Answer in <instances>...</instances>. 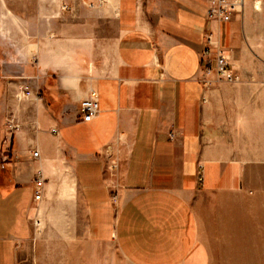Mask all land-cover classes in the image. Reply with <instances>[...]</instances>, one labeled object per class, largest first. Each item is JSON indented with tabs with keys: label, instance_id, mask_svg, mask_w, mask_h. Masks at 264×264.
Instances as JSON below:
<instances>
[{
	"label": "crops",
	"instance_id": "1",
	"mask_svg": "<svg viewBox=\"0 0 264 264\" xmlns=\"http://www.w3.org/2000/svg\"><path fill=\"white\" fill-rule=\"evenodd\" d=\"M207 12L208 0H104L92 23L112 20V51L67 42L34 66L9 65L42 93L36 126L15 136L2 167L0 264H16V242L32 234L36 178L51 193L66 168L87 240L115 245L130 264H216L215 250H264V63L233 64L249 49L264 60V0H247L227 23ZM210 34L228 50L231 82L203 54ZM91 88L100 113L83 122Z\"/></svg>",
	"mask_w": 264,
	"mask_h": 264
},
{
	"label": "rangeland",
	"instance_id": "2",
	"mask_svg": "<svg viewBox=\"0 0 264 264\" xmlns=\"http://www.w3.org/2000/svg\"><path fill=\"white\" fill-rule=\"evenodd\" d=\"M103 1L0 0V66L5 67L0 72V183H3L2 167L12 161L15 136L20 132L26 136L34 129V114L38 111V100L25 96L22 89L23 83L34 79L13 71L9 65L20 61L34 66L40 54L45 55L52 49L59 51L61 44L67 42L71 44L69 48H76L77 44L78 49L87 50L85 44H94L100 52L103 47L112 51V20L103 25L92 23L91 11L101 7ZM257 3L261 2L256 1V8ZM260 7L257 10H262ZM98 34L104 40H93ZM247 53L235 58L233 64L264 63L252 49ZM34 86L36 93H42L38 84ZM35 181L41 186L42 199L35 205L37 219L31 221V236L16 242V264H130L115 245L102 247L87 240L82 205L69 168L54 181L56 187L51 193L45 188L50 180L39 176ZM65 185L72 189V195L63 194ZM227 252L223 255V250H215L216 264H264L263 249Z\"/></svg>",
	"mask_w": 264,
	"mask_h": 264
},
{
	"label": "built area",
	"instance_id": "3",
	"mask_svg": "<svg viewBox=\"0 0 264 264\" xmlns=\"http://www.w3.org/2000/svg\"><path fill=\"white\" fill-rule=\"evenodd\" d=\"M247 0H208V12L207 18L217 22H231L234 17L242 15ZM212 51H214L213 57ZM228 50L223 48L218 40L214 39L213 35L210 34L207 37V46L203 52L205 56H209L210 65L212 62L215 63L216 72L220 80L231 82L234 80L233 68L230 63V57L228 56ZM23 94L27 97L38 96L36 89L32 81L25 82L22 84ZM100 113V102L99 94L91 88L89 95L80 104L81 120L83 122H91ZM55 133V130H53ZM32 157L34 159L40 158V152L38 150L32 151ZM42 176L41 174H39ZM34 199L40 201L42 194L40 190H36Z\"/></svg>",
	"mask_w": 264,
	"mask_h": 264
},
{
	"label": "bare ground",
	"instance_id": "4",
	"mask_svg": "<svg viewBox=\"0 0 264 264\" xmlns=\"http://www.w3.org/2000/svg\"><path fill=\"white\" fill-rule=\"evenodd\" d=\"M257 4H258V5H257V8H258V9H261V7H260L261 4H260V3H257Z\"/></svg>",
	"mask_w": 264,
	"mask_h": 264
}]
</instances>
